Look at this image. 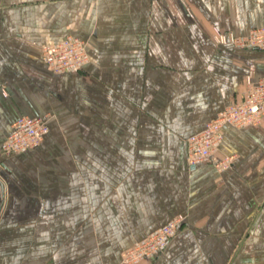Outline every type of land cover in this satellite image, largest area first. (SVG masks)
I'll return each instance as SVG.
<instances>
[{
	"label": "crops",
	"instance_id": "1",
	"mask_svg": "<svg viewBox=\"0 0 264 264\" xmlns=\"http://www.w3.org/2000/svg\"><path fill=\"white\" fill-rule=\"evenodd\" d=\"M262 26L264 0H0V264H118L176 217L139 264H264V119L186 162L188 137L264 78V50L218 47L212 29ZM68 35L88 62L53 74L41 48ZM24 115L48 133L6 157Z\"/></svg>",
	"mask_w": 264,
	"mask_h": 264
},
{
	"label": "built area",
	"instance_id": "2",
	"mask_svg": "<svg viewBox=\"0 0 264 264\" xmlns=\"http://www.w3.org/2000/svg\"><path fill=\"white\" fill-rule=\"evenodd\" d=\"M211 40L218 47L233 49L264 50V26L250 30L246 35L235 36L213 28ZM82 39L68 35L57 44L44 45L41 59L45 66L56 75L83 71L88 62L87 46ZM264 119V78L255 83L246 82L239 100L226 105L212 120L208 121L198 133L187 139V170L194 171L198 165L208 163L217 151L225 125L237 129L257 126ZM47 117L20 116L11 126V131L2 146L4 156L36 149L48 133ZM235 157H225L216 164L218 169H226ZM183 219L176 217L151 232L133 247L127 249L118 264H139L145 259L163 253L171 240L181 229Z\"/></svg>",
	"mask_w": 264,
	"mask_h": 264
}]
</instances>
